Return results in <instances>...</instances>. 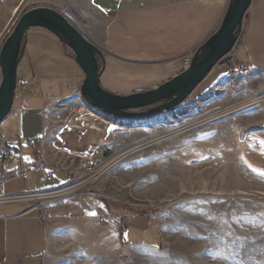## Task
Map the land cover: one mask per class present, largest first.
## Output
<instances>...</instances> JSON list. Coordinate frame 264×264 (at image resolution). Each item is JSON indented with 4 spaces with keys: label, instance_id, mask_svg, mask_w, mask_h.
Here are the masks:
<instances>
[{
    "label": "rangeland",
    "instance_id": "rangeland-1",
    "mask_svg": "<svg viewBox=\"0 0 264 264\" xmlns=\"http://www.w3.org/2000/svg\"><path fill=\"white\" fill-rule=\"evenodd\" d=\"M40 5L95 41L102 18L88 0H0V48L19 15ZM232 52L178 107L117 127L95 164L79 161L59 187L70 189L37 199L90 196L100 206L104 234H80L86 249L67 242L55 264H264V117L248 103L264 96V75L236 69ZM143 213L155 216L160 243H128L147 236L127 224L119 252L102 254L101 238Z\"/></svg>",
    "mask_w": 264,
    "mask_h": 264
},
{
    "label": "crops",
    "instance_id": "crops-1",
    "mask_svg": "<svg viewBox=\"0 0 264 264\" xmlns=\"http://www.w3.org/2000/svg\"><path fill=\"white\" fill-rule=\"evenodd\" d=\"M88 1L101 16L102 26L95 41L81 32L103 53L101 83L118 94L153 88L180 73L181 56L197 49L219 27L229 4V0ZM232 60L236 69L264 75V0H252ZM20 63L21 94L15 95L10 113L0 123V196L67 185L79 161L96 155L117 127L128 125L127 119L90 110L80 93L84 71L72 50L49 30H28ZM252 102L264 117V96L248 101ZM84 107L88 110L79 111ZM29 137L37 138V145H30ZM5 139L12 151L17 150L11 155L4 151ZM42 152L48 156L51 181L34 165ZM25 164H33L26 176L7 178ZM59 182L64 184L56 185ZM97 203L78 195L0 203V264H55L57 256L66 254L67 242L86 249L80 246V234H104ZM127 224L147 236L128 243H160L157 225L143 213L129 217L122 234L116 232L107 241L102 237L101 250L118 253L120 235L126 242Z\"/></svg>",
    "mask_w": 264,
    "mask_h": 264
},
{
    "label": "water",
    "instance_id": "water-1",
    "mask_svg": "<svg viewBox=\"0 0 264 264\" xmlns=\"http://www.w3.org/2000/svg\"><path fill=\"white\" fill-rule=\"evenodd\" d=\"M251 3L252 0H229L221 24L197 47L187 68L153 88L130 94H118L103 86L102 51L62 11L44 5L30 7L19 15L0 48V123L12 109L27 32L32 27L49 30L73 51L75 61L85 73L80 93L88 105L105 115L140 121L181 105L211 70L222 63L240 38Z\"/></svg>",
    "mask_w": 264,
    "mask_h": 264
},
{
    "label": "built area",
    "instance_id": "built-area-1",
    "mask_svg": "<svg viewBox=\"0 0 264 264\" xmlns=\"http://www.w3.org/2000/svg\"><path fill=\"white\" fill-rule=\"evenodd\" d=\"M237 44H238V42H237ZM195 50H190V51L186 52L185 54H183V56H181V60L183 61V64H184V69L187 68L190 65L192 57H193V55L195 53ZM20 84H22V80L20 78H18L17 85H20ZM87 106H89L90 110L91 109L95 110L90 105L87 104ZM86 110H88V108L84 107V108H80L79 111H86ZM7 141H8V139H5L4 151L7 154L11 155L14 151L16 152L17 150H13L12 151L8 147ZM27 142L30 145L35 146L38 143V139L34 138V137H29L27 139ZM101 150H104V148H102ZM95 156L96 155L94 154L92 156L85 157L84 160L81 161L80 166L82 168L91 167L93 164H95V161H96L95 160L96 158H94ZM47 163H48V156L45 154V152H42V154L39 155L37 160L34 162V165L39 171H41L43 173L44 178H45L46 181H51L53 179V177H52V174L47 170V167H46ZM32 165L33 164H31V165L30 164L21 165L19 168H17L15 170H13L12 172H10L7 175V178H12V177H15V176H19V177L26 176L32 170ZM70 188H71L70 186H65V188L47 189V190H44L42 192H37V193L14 194V195L0 196V203L15 202V201L26 200V199H31V200L32 199H38V198L42 199V198L51 197V196H54V195L57 196V195H61L62 193H64L65 191H67ZM150 216H151L152 219H155L154 215H150ZM108 221L112 225V221L110 219Z\"/></svg>",
    "mask_w": 264,
    "mask_h": 264
},
{
    "label": "snow or ice",
    "instance_id": "snow-or-ice-1",
    "mask_svg": "<svg viewBox=\"0 0 264 264\" xmlns=\"http://www.w3.org/2000/svg\"><path fill=\"white\" fill-rule=\"evenodd\" d=\"M93 2H94V0H93ZM124 238L127 239V233L124 234ZM206 251H208L210 253L211 250H206Z\"/></svg>",
    "mask_w": 264,
    "mask_h": 264
},
{
    "label": "bare ground",
    "instance_id": "bare-ground-1",
    "mask_svg": "<svg viewBox=\"0 0 264 264\" xmlns=\"http://www.w3.org/2000/svg\"><path fill=\"white\" fill-rule=\"evenodd\" d=\"M153 141H155V140H150V141H148L147 143H145V144H148L149 142H153Z\"/></svg>",
    "mask_w": 264,
    "mask_h": 264
},
{
    "label": "trees",
    "instance_id": "trees-1",
    "mask_svg": "<svg viewBox=\"0 0 264 264\" xmlns=\"http://www.w3.org/2000/svg\"><path fill=\"white\" fill-rule=\"evenodd\" d=\"M111 117V116H110Z\"/></svg>",
    "mask_w": 264,
    "mask_h": 264
}]
</instances>
